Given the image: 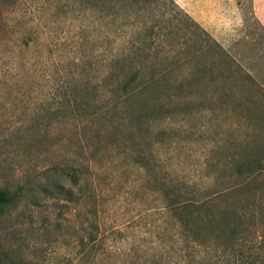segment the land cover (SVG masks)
<instances>
[{"label": "rangeland", "instance_id": "rangeland-1", "mask_svg": "<svg viewBox=\"0 0 264 264\" xmlns=\"http://www.w3.org/2000/svg\"><path fill=\"white\" fill-rule=\"evenodd\" d=\"M173 1L228 54L230 66L215 68L219 87L230 85L242 100L259 94L258 86L264 90V0ZM41 3L46 6L36 0L33 7ZM5 7L0 5V191L10 199L0 213V250L16 264H209L190 261L184 243L172 242L165 198L153 178L167 182L174 169L172 178L207 179L202 164L219 160L213 149L222 147L227 156L239 149L231 144L233 113L197 110L196 104L167 121L165 134L160 123L144 139H104L100 157L92 160L78 123L57 112L60 87L77 72L74 22L61 18L56 24L50 12L32 16ZM192 35L187 31L185 51L203 49L190 56L192 63L220 62L215 47L210 52ZM245 74L254 79L250 94L237 92ZM214 98L222 100L220 89ZM141 155L157 158L150 176L136 166ZM78 168L85 186L79 200L55 188H72L58 169ZM92 223L98 226L94 247L88 240Z\"/></svg>", "mask_w": 264, "mask_h": 264}, {"label": "trees", "instance_id": "trees-1", "mask_svg": "<svg viewBox=\"0 0 264 264\" xmlns=\"http://www.w3.org/2000/svg\"><path fill=\"white\" fill-rule=\"evenodd\" d=\"M34 1L0 0V5L13 12L23 8L32 16L50 12L56 24L61 18L74 22L70 29L77 72L60 87L57 112L72 115L78 123L92 160L100 157L98 146L107 139L118 144L144 139V133L160 123L164 125L159 133L165 134L171 130L172 122L167 121L196 104L197 110L233 113L237 121L231 144L239 149L229 156L222 147L213 149L212 156L219 160L202 164L207 179L172 178V169L169 181L154 177L153 184L165 198L172 242L184 243L190 261L264 264V90L258 86L259 94L242 100L230 85L219 87L215 68L223 62L230 66L228 54L173 0H44L46 6L33 7ZM187 31L210 52L215 47L220 62L192 63L190 56L203 49L185 51ZM245 77L237 92L250 94L254 79L250 74ZM217 89L222 100L214 98ZM156 160L141 155L136 166L150 176L155 172L151 162ZM56 174L75 189L59 185L57 190L68 198L83 196L79 168L58 169ZM9 199L0 191V213ZM91 226L88 240L94 247L98 226ZM0 264L16 263L0 250Z\"/></svg>", "mask_w": 264, "mask_h": 264}]
</instances>
